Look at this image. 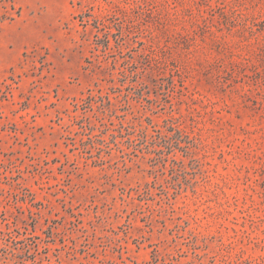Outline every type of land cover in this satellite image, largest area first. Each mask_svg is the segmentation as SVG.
<instances>
[{"label": "rangeland", "instance_id": "rangeland-1", "mask_svg": "<svg viewBox=\"0 0 264 264\" xmlns=\"http://www.w3.org/2000/svg\"><path fill=\"white\" fill-rule=\"evenodd\" d=\"M0 264H264V0H0Z\"/></svg>", "mask_w": 264, "mask_h": 264}]
</instances>
